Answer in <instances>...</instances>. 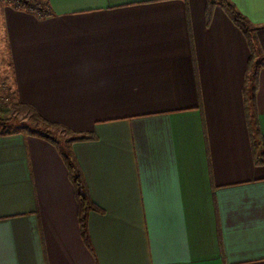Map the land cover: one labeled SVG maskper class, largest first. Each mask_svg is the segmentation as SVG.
Returning a JSON list of instances; mask_svg holds the SVG:
<instances>
[{"label": "crops", "instance_id": "1", "mask_svg": "<svg viewBox=\"0 0 264 264\" xmlns=\"http://www.w3.org/2000/svg\"><path fill=\"white\" fill-rule=\"evenodd\" d=\"M45 1L42 17L3 7L15 97L94 135L70 151L99 211L89 249L57 147L0 133V264H264L242 30L220 5L206 23V0ZM228 1L261 53L250 114L264 145V0Z\"/></svg>", "mask_w": 264, "mask_h": 264}, {"label": "trees", "instance_id": "2", "mask_svg": "<svg viewBox=\"0 0 264 264\" xmlns=\"http://www.w3.org/2000/svg\"><path fill=\"white\" fill-rule=\"evenodd\" d=\"M7 3L17 10H26L35 12L38 16L42 17L47 14H51L52 11L48 6V3L45 0H7ZM215 5H220L228 16L232 19V21L242 30L244 33L246 40L248 42V46L250 49V58L247 64L246 73H245V80L243 85V99L246 109V122L250 131V136L252 138V146L254 154L256 155L255 162L260 164L264 163V145L263 140L260 136V132L257 126V122L255 118L251 116V111L255 109V90H256V82H257V74L259 68L263 65L259 63L257 58L260 56V50L256 45L253 29L248 23L247 19L240 14L234 6L228 0H206V7H205V18L206 23L209 22L212 10ZM17 105H22L28 107L30 110L31 120L35 124H42L46 128H56L61 129L65 133L71 135V138L68 140L67 149L64 151L62 148L57 144L54 138L48 133H35L30 131L27 127L21 128L19 131L29 134H38L42 138L48 140L52 144H54L62 159L68 169L69 178L73 184L75 197L77 200V215H78V222L80 226V233L81 237L85 243V245L90 249V241L87 233V214L90 210L99 211V208L91 201L88 196V192L83 180L82 173L73 158L71 151H70V144L74 141H84L93 139L94 135L91 133H73L70 129L53 122H49L43 119L31 106L23 104L21 102H17ZM10 122V118H0V123L2 125H6ZM15 131H2L0 129V133H12ZM263 149H261L262 147ZM261 151L259 156L257 153ZM258 157L260 159H258Z\"/></svg>", "mask_w": 264, "mask_h": 264}, {"label": "rangeland", "instance_id": "3", "mask_svg": "<svg viewBox=\"0 0 264 264\" xmlns=\"http://www.w3.org/2000/svg\"><path fill=\"white\" fill-rule=\"evenodd\" d=\"M9 5L7 0H0V118L9 117L10 122L5 126L0 123L2 131H17L27 127L35 133L48 132L57 144L66 150L71 135L61 129L46 128L42 124H35L31 120L30 110L26 106L17 105L14 91L13 72L10 66L9 54L4 38L3 7Z\"/></svg>", "mask_w": 264, "mask_h": 264}]
</instances>
